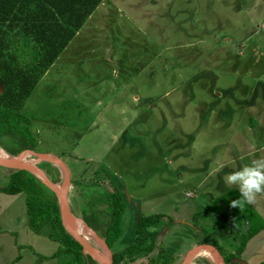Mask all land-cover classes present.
I'll return each instance as SVG.
<instances>
[{"label": "rangeland", "instance_id": "374dc122", "mask_svg": "<svg viewBox=\"0 0 264 264\" xmlns=\"http://www.w3.org/2000/svg\"><path fill=\"white\" fill-rule=\"evenodd\" d=\"M22 114L34 152L60 158L73 181L104 168L120 186L127 208L112 254L133 242L137 218L147 216H159L148 230L175 264L201 239L229 254L233 237L213 216L232 211L243 229H259L238 259L264 262V253L256 255L264 245V190L233 207L238 188L223 182L264 159V0H104ZM105 176L100 170L69 184L70 207L90 204ZM9 180L0 167V195H11L1 191ZM203 211L211 218L193 223ZM193 262L212 259L202 254Z\"/></svg>", "mask_w": 264, "mask_h": 264}, {"label": "trees", "instance_id": "16d2710c", "mask_svg": "<svg viewBox=\"0 0 264 264\" xmlns=\"http://www.w3.org/2000/svg\"><path fill=\"white\" fill-rule=\"evenodd\" d=\"M102 1L0 0V149L7 156L15 157L26 150L34 151L37 142L30 131L29 120L22 114L24 103L38 77L58 59ZM22 43L24 46H30L28 55L21 51ZM14 54L23 55L31 61L30 65L20 64ZM37 167L54 184L60 183L61 171L57 166L41 162ZM100 170H103L107 177L105 176L100 190L96 189V197L90 204L88 201L79 206L77 211L72 209L71 205L69 208L76 218L83 220L111 249L122 235L123 214L127 206L120 186L113 182L104 168L94 169L90 174L83 172L78 182L83 184ZM8 172L9 185L1 191L11 195L23 194L30 229L56 242L60 247L59 253H73L80 264L89 259L82 255L78 245L65 232L53 193L27 172ZM72 177L69 172V184H78ZM71 199L74 203V198ZM225 209L228 210L229 205ZM231 212L228 217L221 215V218L220 214L213 216L216 222L219 220L220 224H223L220 227L233 237L230 240L233 253L224 252L228 260L238 259L249 238L259 231L257 226H252L254 223L250 224L249 229H243L238 225L241 220ZM210 215L212 214L204 211L197 212L193 214L192 221H206L211 218ZM158 218L159 216L139 217L134 228V241L112 255V264H121L119 262L122 258H135V255L146 257L154 249L158 235L157 231L148 228L154 227ZM249 221L247 218V223ZM202 241L211 240L201 239L198 243ZM158 253L159 258H162L159 264H171V258L174 257L170 252L163 249Z\"/></svg>", "mask_w": 264, "mask_h": 264}, {"label": "crops", "instance_id": "0c3cea01", "mask_svg": "<svg viewBox=\"0 0 264 264\" xmlns=\"http://www.w3.org/2000/svg\"><path fill=\"white\" fill-rule=\"evenodd\" d=\"M103 2L104 0L99 6H101ZM92 15L87 21H90ZM78 33L72 40L76 38ZM66 48L64 49V51L66 50ZM21 51L24 54L28 55L27 53L30 51V46H24L22 43ZM64 51L62 52V54L64 53ZM62 54L54 63L59 60ZM54 63L49 67V69L54 66ZM47 72L48 69L43 75H40L38 77L35 86L39 84V82L47 74ZM43 153L53 156V154L51 153ZM59 248L60 247L56 242L50 240L45 235L38 234L30 229L27 223L25 200L22 194L10 196L0 195V264L81 263L76 260L73 253H59ZM259 252L264 253V245H262L261 248L257 249L256 255ZM83 264H89L88 260L85 259L83 261Z\"/></svg>", "mask_w": 264, "mask_h": 264}, {"label": "water", "instance_id": "95a60500", "mask_svg": "<svg viewBox=\"0 0 264 264\" xmlns=\"http://www.w3.org/2000/svg\"><path fill=\"white\" fill-rule=\"evenodd\" d=\"M28 157H33L34 162H27L26 158ZM41 162L53 164L60 169L62 180L59 187L36 166L37 163ZM0 167L7 170L24 171L39 180L55 196L59 207L62 226L68 236L78 245L82 255L90 258L95 264H112V255L106 244L95 235L83 220L76 218L70 211L67 198L70 183L69 171L60 158L52 155L36 153L32 150H26L15 157L0 154ZM77 219L83 222L86 228L84 234L92 237L97 248L91 247L85 239L84 234L75 231L74 222ZM206 250L209 251L208 255L211 257L213 264H226L223 250L216 243L211 241H202L198 243L193 249L185 254V259L182 264H192L193 261ZM232 263L245 264L240 259H234L232 260Z\"/></svg>", "mask_w": 264, "mask_h": 264}, {"label": "clouds", "instance_id": "9594fccd", "mask_svg": "<svg viewBox=\"0 0 264 264\" xmlns=\"http://www.w3.org/2000/svg\"><path fill=\"white\" fill-rule=\"evenodd\" d=\"M226 186H237L240 199L232 201L233 207H243L254 202L256 194L264 190V159L253 160L249 165L223 177Z\"/></svg>", "mask_w": 264, "mask_h": 264}, {"label": "flooded vegetation", "instance_id": "af4514ba", "mask_svg": "<svg viewBox=\"0 0 264 264\" xmlns=\"http://www.w3.org/2000/svg\"><path fill=\"white\" fill-rule=\"evenodd\" d=\"M138 220V218H137ZM156 231V230H155ZM96 235V234H95ZM97 236V235H96ZM90 237V236H89ZM98 237V236H97ZM92 238V237H90ZM99 238V237H98ZM134 238V237H133ZM104 243L105 241L103 239H101ZM136 240V239H135ZM134 241V239L132 240ZM92 242H94L95 246H96V243L95 241L92 239ZM89 243V242H88ZM106 244V243H105ZM217 244V243H216ZM107 246V245H106ZM97 247V246H96ZM108 247V246H107ZM110 250V249H109ZM159 250H163V248L161 247L160 243H159V240H158V235H157V239L155 241V246H154V249L146 256V257H140L139 255H135V258H122L121 261L119 263L121 264H124L126 262H131V263H134V262H137L138 264H159L161 261H162V258H159ZM154 252H156V256H154ZM114 254V253H113ZM111 253V255H113ZM225 254V253H224ZM172 255V254H171ZM173 256V255H172ZM185 258H183V260L181 261L180 264L183 263ZM89 264H95L94 262H92V260L89 258L87 259ZM113 260V258H112ZM172 262L171 264H175L176 262V258H171ZM234 260V259H233ZM225 261H226V264H238V263H232V260L231 258L228 260V258L226 257L225 258ZM194 264V262L192 263ZM212 264H213V261H212Z\"/></svg>", "mask_w": 264, "mask_h": 264}, {"label": "bare ground", "instance_id": "6f19581e", "mask_svg": "<svg viewBox=\"0 0 264 264\" xmlns=\"http://www.w3.org/2000/svg\"><path fill=\"white\" fill-rule=\"evenodd\" d=\"M0 154H2L1 151H0ZM74 229H75V231H77V233L84 234L86 232V228H85L84 224L82 223L81 220H78V219L75 220V222H74ZM208 253H209L208 250L203 252V254H208Z\"/></svg>", "mask_w": 264, "mask_h": 264}]
</instances>
